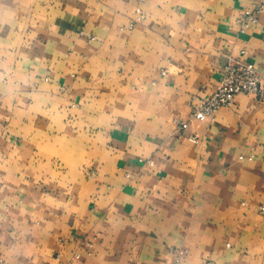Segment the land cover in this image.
<instances>
[{
    "label": "crops",
    "instance_id": "0c3cea01",
    "mask_svg": "<svg viewBox=\"0 0 264 264\" xmlns=\"http://www.w3.org/2000/svg\"><path fill=\"white\" fill-rule=\"evenodd\" d=\"M253 2L0 0V264H264V94L190 118Z\"/></svg>",
    "mask_w": 264,
    "mask_h": 264
},
{
    "label": "built area",
    "instance_id": "2783aa9c",
    "mask_svg": "<svg viewBox=\"0 0 264 264\" xmlns=\"http://www.w3.org/2000/svg\"><path fill=\"white\" fill-rule=\"evenodd\" d=\"M263 10L264 3L262 0H254L252 7L244 10L238 17L240 30L245 31L256 23ZM140 19L141 16L138 17V20ZM245 53L243 51L240 57L229 58L223 68L222 78L210 97L198 104L191 103V119L200 122L214 120L215 114L221 108L234 105L238 95L263 96L262 78L253 64L243 60ZM178 127L186 129L188 122H181ZM257 210L264 216V202L257 206Z\"/></svg>",
    "mask_w": 264,
    "mask_h": 264
}]
</instances>
